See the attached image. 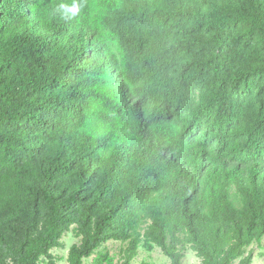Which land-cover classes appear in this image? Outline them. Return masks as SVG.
I'll list each match as a JSON object with an SVG mask.
<instances>
[{"label": "trees", "instance_id": "16d2710c", "mask_svg": "<svg viewBox=\"0 0 264 264\" xmlns=\"http://www.w3.org/2000/svg\"><path fill=\"white\" fill-rule=\"evenodd\" d=\"M70 231L68 264H252L264 0H0V264Z\"/></svg>", "mask_w": 264, "mask_h": 264}, {"label": "rangeland", "instance_id": "374dc122", "mask_svg": "<svg viewBox=\"0 0 264 264\" xmlns=\"http://www.w3.org/2000/svg\"><path fill=\"white\" fill-rule=\"evenodd\" d=\"M64 244L62 247L54 248L52 250L53 254L57 255L59 258L58 264H68V251L69 248L74 244L78 243L80 239L75 236V234L70 231L66 233L62 238ZM121 243L119 241H108L101 249L110 251L111 255L115 257V263L119 259ZM248 250L253 251V262L252 264H264V237L260 242L253 243ZM96 255L85 259V264H96L94 261ZM201 258L192 249H188L185 252V257L183 259V264H200ZM137 264H170V259L166 256L160 247L154 246L151 251H147L144 248H140L139 255L135 259ZM106 264V263H104Z\"/></svg>", "mask_w": 264, "mask_h": 264}]
</instances>
